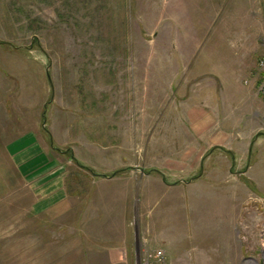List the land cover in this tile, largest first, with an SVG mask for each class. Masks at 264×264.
<instances>
[{"label": "rangeland", "instance_id": "374dc122", "mask_svg": "<svg viewBox=\"0 0 264 264\" xmlns=\"http://www.w3.org/2000/svg\"><path fill=\"white\" fill-rule=\"evenodd\" d=\"M163 1L0 0L1 148L39 142L83 201L102 153L113 174L115 157L136 154L170 182L232 189L230 253L264 264V0H216V11L202 0L186 27ZM1 159L0 264H47L51 252L58 264L65 244L50 238L64 239L63 217H18Z\"/></svg>", "mask_w": 264, "mask_h": 264}, {"label": "crops", "instance_id": "0c3cea01", "mask_svg": "<svg viewBox=\"0 0 264 264\" xmlns=\"http://www.w3.org/2000/svg\"><path fill=\"white\" fill-rule=\"evenodd\" d=\"M201 2L165 0L161 11L165 18L176 20V26L186 27L183 19L202 17L194 14ZM208 2L216 11L217 1ZM24 142H10L5 148L0 145V159L11 164L1 177L9 180V190L18 202V217L28 218L29 223V218L63 217L64 239L50 238L65 244L58 264H140L144 251L159 247L166 250L169 264H200L201 260L202 264H240L242 252L230 253L238 241L235 226L241 213L233 203L232 189L223 192L170 182L165 172H152L147 165L138 164L136 154L115 157L113 174L105 170L111 163L98 150L103 164L95 162L92 167L102 172L95 176L86 172L83 179L91 194L83 201L82 191L70 188L71 174L59 166L58 159L45 154L39 142ZM3 191L9 193L8 188ZM224 195L225 199L220 198ZM37 239L42 242L43 238L38 234L33 242ZM211 251L217 254L208 256ZM48 258L49 264L57 263L55 253Z\"/></svg>", "mask_w": 264, "mask_h": 264}, {"label": "built area", "instance_id": "2783aa9c", "mask_svg": "<svg viewBox=\"0 0 264 264\" xmlns=\"http://www.w3.org/2000/svg\"><path fill=\"white\" fill-rule=\"evenodd\" d=\"M140 264H169L166 250L156 248L144 251Z\"/></svg>", "mask_w": 264, "mask_h": 264}]
</instances>
